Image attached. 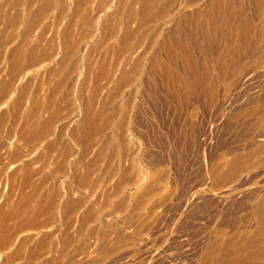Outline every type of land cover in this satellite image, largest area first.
<instances>
[{"label":"rangeland","instance_id":"obj_1","mask_svg":"<svg viewBox=\"0 0 264 264\" xmlns=\"http://www.w3.org/2000/svg\"><path fill=\"white\" fill-rule=\"evenodd\" d=\"M157 1L159 19L144 22L142 0H89L77 12L73 0H64L61 19L55 0L33 27L30 44L40 40L49 57L18 68L11 92L0 101V209L9 212L5 223L16 230L10 245L0 249V264H198L209 242L258 228L254 211L264 196V37L255 50L227 55L238 56L239 68L219 81L213 104L203 96L177 100L171 88L184 79L188 62L212 65L233 36L229 29L211 30L207 46L173 60L160 43L169 42L177 23L191 41L195 32L187 17L196 13L197 23H205L215 0ZM30 2L9 8L8 14L20 16L17 25H3L6 15L0 16V28L15 36L1 52L0 81L9 79L6 55L21 39ZM37 5L33 0L31 9ZM236 13L248 19L256 36L264 29V0H241ZM66 27L71 48L62 43ZM164 65L173 78H163ZM86 106L105 113L89 142L81 126ZM48 116L43 134L22 133ZM232 151L242 153V166L217 186L211 163H228ZM44 206L49 208L39 215ZM26 219L33 223L21 228ZM9 254L12 262L6 261Z\"/></svg>","mask_w":264,"mask_h":264},{"label":"bare ground","instance_id":"obj_2","mask_svg":"<svg viewBox=\"0 0 264 264\" xmlns=\"http://www.w3.org/2000/svg\"><path fill=\"white\" fill-rule=\"evenodd\" d=\"M5 1L0 0V16L6 15V19L4 21L5 23L3 25H7L8 27H10V26L12 27V25H15V24L17 25V23L19 22L20 16H19L18 13L8 14V13H10L9 12V10H10L9 8L12 9V7L20 6L22 4L23 0H12L11 2H9V4H8L7 0H5ZM35 1L38 3V5H37V7L34 10L31 9V4L33 3V0H31L29 5L27 6V13H28L27 14V20H26V23H25V27H24V29H23V31L21 33L20 41L15 46H13L8 51V53L6 55L8 61L10 63V65L8 64L10 66L9 67L10 68V76H9V79L0 81V101L2 100V97L6 96L7 94H9L11 92L12 81H13V78H14L13 76H14V74H16V70L18 68H20L24 63H26V64L30 63L29 66H31V64H33L32 62L36 61V59H39V60L42 59L43 60L45 57L46 58L49 57L48 55L46 56V54H47V49L46 48H44V49L41 48L40 49V40L36 41V43H34V44H30V37H31L32 29L35 26V24L37 23V21L40 18H42L43 16H45V14L51 8H53L55 6L56 2H55V0H35ZM88 1L89 0H73L74 5H75L74 12L82 11V9H83L82 7ZM157 2H158L157 0H142L141 6H140L141 9L139 8L140 9V12H139L140 13V21H144V22L147 21L148 22V19L151 20L152 18L158 16L157 15V10L155 11V9H157V4H158ZM58 3H59V6H58L57 14H59V19H61L60 15H62L65 12L64 0H59ZM240 4H241V0H215V1L211 2L208 5L207 9H206V13H205V16H204L205 17V23L204 22H201L199 24L197 23L198 15L196 13H193L189 17H187L186 23L189 25L190 29H193L192 31L195 32V36H194L193 39H191V41L187 40L183 36L184 35L183 34L184 30L181 27V23H179V24L177 23L173 27V29L171 30L169 42L168 41H163L162 43H160V45L162 47H165V49L168 51L167 53H169V56L171 57V59L175 60L179 56V54L181 52L190 54L191 51L194 48L197 49V47H205V46H207L208 43L211 41V35H212L211 34L212 33L211 30L225 31L226 29H229L230 33L233 36V39L230 40L228 42V44H227L226 52L223 53V55L221 57H219L217 59V61L214 62L212 65H209V66L207 65V66H202L201 67L194 58L191 59L188 62L187 72H186V75H185L184 79L182 81H180L179 83L176 82L177 84H175L174 87L171 88V89H173V92H174L173 94H174V96H175V98L177 100H183V99H185V97H191V96H194V97L195 96H203V97H205L206 104H208V105L209 104H213L216 101V98H217L216 86L219 83V81L224 79V77L228 73H230V71H232L234 69H237V67H238V62H237L238 56H233L230 59H228L227 55L228 54H233V55L237 54V55H239V54L244 53V52L249 51V50L252 51L251 49L255 48L258 38L264 37V29L261 28L258 31L259 33L256 32V33H258L257 34L258 37H257L255 35V29H254L253 25L248 21V19H246L245 16H242L241 13L239 14V16L237 15L238 13H236V8H238L240 6ZM162 10H164V9H162ZM162 10L160 9V12ZM160 12L158 14H160ZM166 12H167V10H166ZM160 15H162V14H160ZM131 17H133V16H131ZM158 19H159V16H158ZM1 20H2V18L0 19V21ZM67 28L68 27H66L63 30V32H62V43H63V46L66 47V48L70 47V45L68 43L70 32H69V30ZM5 29L0 28V58L2 57V53L1 52H2L3 48H5L7 46V44L9 42H11L15 38V36H13V35L11 36L10 33L6 35L5 32H7V30H5ZM130 33H131L130 30H127L125 32V34L123 36V41H122L123 45H126L124 43H126L125 41L128 40L127 37L130 35ZM212 37H214V36H212ZM120 43H121V41H120ZM121 47H123V46H121ZM211 52H212V50L210 48L206 49L207 55H209V53H211ZM259 52L261 53L262 51L260 50ZM262 54H263V52H262ZM184 65H185V63H184ZM26 67H28V65H26L24 68H26ZM181 67H179V68H181ZM101 69H102V67H101ZM213 70L217 71V74H218L217 76H212V71ZM20 71H23V70H20ZM162 71L164 73L163 78H164V76L166 78H168V79L173 78L174 73H173L171 67H169L167 65H164L162 67ZM8 73L9 72H7V74ZM125 73L126 72H124V74ZM121 76H122V74H121ZM228 76H229V74H228ZM122 77H120V79ZM123 79H122L121 82H123V84H124V81L126 79L124 81H123ZM119 84H122V83L119 82L118 85ZM125 84H126V82H125ZM228 84H230V83H228ZM228 84H226V85L229 87L230 85H228ZM180 87H183L186 90V94L185 95H183L182 92H180V90H179ZM23 92H24V90H23ZM19 98H21V97H19ZM19 98H18V100H19ZM48 101L50 102V98L48 99ZM20 102H22V101H20ZM52 103H51V105H52ZM87 103L88 102H86V105H87ZM47 106H48V104H46V109L47 108L50 109L49 108L50 106L49 107H47ZM85 108H86V111H84L85 115L83 117L81 126H82V132H83L85 138L86 137L88 138V140H86V141L89 142L90 134H93V132L98 128V126H99V124L101 122V119L103 118L105 113H104L103 110H100L98 112H93L94 108L90 109V107H88V106H86ZM31 109L35 110L34 107H32V106H31ZM29 110H30V108H29ZM36 110H37V107H36ZM27 111H25L26 114H27ZM31 112H29V113L31 114ZM56 113L57 112H55V114ZM23 115H25V114H23ZM25 117H27V116H25ZM112 117H113V115H112ZM112 117L109 116V119H112ZM46 118H48V119L44 120L42 118L43 120H39L37 122H34V125L33 124H32L33 126L31 125L32 127L31 126H26L24 130H21V131H24L22 133H25V135H31V136H35V135L37 136V135L43 134L47 130V128L49 127V122H51V121H49L50 120L49 119L50 116H48ZM53 119H54V117H53ZM2 121H3V119L0 122L1 124L3 123ZM24 123H26V121L23 122V124ZM23 124L21 125L22 127H23ZM21 131L19 132V134L21 133ZM97 132L98 131H96V133ZM81 136H82V134H81ZM19 137L21 138V136H19ZM42 137H38V139H40ZM75 137H77V135ZM23 138L25 139L24 136H23ZM85 138H84V140H85ZM91 138H92V136H91ZM27 139H29V138L27 137ZM33 140H34V138H33ZM81 141L83 142V137H82ZM82 142H81L82 146L85 145ZM90 142H92L91 139H90ZM86 145H85V147L84 146L83 147L87 148ZM88 145H89V143H88ZM2 146H4V144ZM16 147H18V146H16ZM263 148H264V146H263ZM19 149H20V147H19ZM28 149H30V148H28ZM20 151H21V149H20ZM238 151H239V149H238ZM259 151L260 150H258V153H259ZM261 153H262V151H261ZM256 154H257V151H256ZM13 155H14V153H13ZM17 157H19V156H17ZM247 157H249V156H247ZM9 158H11V156ZM216 159H214V160H216ZM242 159H243L242 158V153L233 152L232 157H231V159H230V161L228 163L223 164V163H219L218 161H214V163H211L212 165L210 167V173H211L212 177H210V178H213V183L216 184V185L217 184L220 185L221 183H223L227 179V177H228V179L232 178L231 176H234L232 173L234 171H236V169H238L237 167H238L239 163H242V162H240V160H242ZM0 162H2V160ZM26 166H28V165L26 164ZM87 171H88V169H87ZM26 173L27 172H25L24 174H26ZM79 174H80V172H79ZM84 174H83V176L85 178L87 177L86 179L89 180V178H88L90 176V175H88L89 173L87 174L88 176H86V173H84ZM27 175H28V173H27ZM74 175L76 176V173L73 174V176ZM30 176L33 177L32 173H31ZM77 176H79V175L77 174ZM229 176H230V178H229ZM24 177H25V179H28V178H26V175H24ZM84 177H82V181H81L82 183H83L84 180H86ZM76 178H74V180H76ZM83 178H84V180H83ZM25 179H24V181H25ZM76 181L80 182V177H78V179ZM23 184H26V183L23 182ZM24 186L25 185H23V187ZM33 186H34V184H33ZM22 190H24V189L22 188ZM37 190H39V189H37ZM49 191H52V189L49 190ZM20 192H22V191H20ZM30 192H31V190H30ZM55 192H56V190H55ZM18 194H21V193H18ZM44 194H45V192H44ZM44 194H43V196H45ZM12 195L10 197H12ZM21 195L25 196L26 194L25 195L21 194ZM56 195H54V196H56ZM43 196H42V198H43ZM32 197H34V196H32ZM8 198H9V195H8ZM263 199H264V196L259 197L256 209L254 211L255 218H256V220H257V222L259 224V226L256 229V231L253 234H251V235L250 234H241L240 236H232V237H226V238L220 237L218 239H215V240L209 242L207 244V246H206V248H205V250H204V252L202 254V257L199 260L198 264H211V263L216 262V261H218V262H220V261L223 262L224 261V263L227 262L228 264H243V263L247 262L248 260H262L264 262V247L260 245L261 244V240H264V237L262 239V234H263L262 232L264 231L263 230V228H264V205L262 204ZM7 202H8V199H7ZM74 202L75 201H72V203H73L72 204L71 201H70L69 206L74 205ZM16 204H18V203H16ZM47 204L48 203H46L45 206ZM49 204L51 205L52 203H49ZM24 205L25 204H23V208H24ZM50 205H48V206H50ZM42 206L40 205V207H42ZM45 206L42 208V212H40V214L39 213H37V214L41 215L43 213V210H44ZM25 207H26V205H25ZM47 208H49V207H46L45 209L47 210ZM51 208H50V210H51ZM69 208L72 209V207H68L67 210ZM16 211L18 212V210H16ZM31 211L32 210H30L28 212L30 213ZM40 211H41V208H40ZM17 212H15L14 214L16 215ZM20 213H21V211H20ZM44 213H46V212L44 211ZM10 214H12V213H10ZM37 214H35L34 217ZM8 216H9V212L8 211L3 210V208L0 209V249H5V248H7L10 245V243H11V241L13 239V236H14V234L16 232V230L14 231V230H11L10 228H8L9 225L7 226V224H6L7 222L5 223L6 218L8 219ZM37 218L38 217H36V220L38 221ZM39 219H40V216H39ZM19 222H21V221H19ZM30 223H31V221H28V219L24 220V222L21 224L22 225L21 228H24L26 226H30ZM18 226H20V224ZM17 227H16V229H17ZM21 228H18V229L21 230ZM14 255H16V254H14ZM12 260H14L13 259V255L9 254L7 256V258H6V261L12 262ZM3 261L4 260H2V262ZM45 262L49 264L50 261L49 262L45 261ZM52 262H54V261H52ZM52 262H51V264H57L58 263V261L56 263L55 262L52 263ZM218 262H216V263H218ZM249 263H250V261H249ZM251 263H253V262H251ZM24 264H27V263H24Z\"/></svg>","mask_w":264,"mask_h":264}]
</instances>
